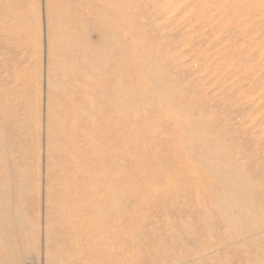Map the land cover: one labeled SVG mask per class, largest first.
<instances>
[{"label":"rangeland","instance_id":"rangeland-1","mask_svg":"<svg viewBox=\"0 0 264 264\" xmlns=\"http://www.w3.org/2000/svg\"><path fill=\"white\" fill-rule=\"evenodd\" d=\"M0 4V27L11 24L0 32V78L11 84L0 96V181L12 164L25 169L28 244L14 264H76L99 251L120 253V264H264V0ZM101 4L109 24L120 20V112L109 99L105 124L98 105L77 103L93 91L75 77L81 63L93 69L81 47L84 30L93 42L96 32L83 27ZM217 167L238 186L224 188Z\"/></svg>","mask_w":264,"mask_h":264},{"label":"bare ground","instance_id":"bare-ground-1","mask_svg":"<svg viewBox=\"0 0 264 264\" xmlns=\"http://www.w3.org/2000/svg\"><path fill=\"white\" fill-rule=\"evenodd\" d=\"M102 2V1H101ZM103 3V2H102ZM1 5V4H0ZM109 8V7H108ZM108 8H105L102 4L99 7L98 5H95V7H92L90 11H87V15H88V19L90 20L91 23H94L96 20L97 24L95 26H87V27H83V29L85 28H89L92 29L93 31L96 32V39L93 41H91L88 37V33L85 32L84 30V39H85V44L84 46H80L79 45V52H80V47L82 48V54H84V58L86 60V62L90 65H92L93 69L89 74H85L84 72L87 70L88 66L86 64H83L79 61V58H77L76 63L79 64L81 63V67H83L82 69H80L78 71V73L75 75L76 78H78L81 81V84H84L85 86H87V88L84 90L85 95L91 93L92 94L87 98V99H80L77 103L79 105H83L86 106L88 108H93L95 107L94 105H98V107L96 109H93L92 113L94 115H96L103 124H105V121L107 120L106 117H110V115L108 116L107 111H105V107L106 104L108 103L109 99L110 101H112L115 106V108L113 110H115L117 113L120 112V80H115V75H117V77L120 75L119 71V58H120V20H115V22L111 24L108 23L109 20L107 15H105V9L109 10ZM1 9V8H0ZM115 9V8H114ZM111 11V10H109ZM15 13V12H14ZM112 13V12H110ZM117 13V12H116ZM8 14V13H7ZM9 15V14H8ZM13 15V14H12ZM15 15V14H14ZM116 15V14H115ZM17 16V15H15ZM118 16H116L115 18H117ZM3 18H9V16H4ZM24 18V17H23ZM111 18V16H110ZM12 19V18H11ZM6 20V19H5ZM112 20V19H110ZM114 20V17H113ZM3 21V20H2ZM8 22V19L6 20ZM10 21V20H9ZM4 22V21H3ZM6 22V23H7ZM14 23V22H13ZM22 23V22H21ZM89 23V22H88ZM5 24V22L3 23ZM9 25H11L9 23ZM9 25L7 24L8 27H0V32L4 35V39L5 36H8L10 34V28ZM16 25V24H15ZM16 27V26H15ZM13 28V27H12ZM100 29H102V31H100ZM12 30V29H11ZM22 33V32H21ZM66 34H68L66 32ZM65 35L61 36L62 40L65 41ZM73 34V33H72ZM94 34V33H93ZM69 35V34H68ZM86 35V36H85ZM2 36V35H1ZM75 36V35H74ZM67 38H69V41L71 44H76L78 43L77 39H75L72 36H68ZM6 42V40H4ZM2 42V43H5ZM112 42H115V45H111ZM6 45V44H5ZM51 52V51H50ZM68 57V54H67ZM75 57V56H74ZM6 65V63H5ZM111 66V65H115L113 68V72L110 73L111 75H113V80L112 83L109 84L107 82L106 77H108L109 73L106 72L107 70L105 69L107 66ZM6 68V67H5ZM112 68V67H111ZM10 69V68H9ZM3 72V71H2ZM9 72V71H8ZM5 73V72H4ZM4 73H2V76L4 75ZM10 75V72L8 73ZM104 77H101L102 75H104ZM8 75V76H9ZM7 76V78H8ZM11 76V75H10ZM9 76V77H10ZM119 79V78H118ZM5 80V79H4ZM7 82L4 83L3 78H0V96H4L5 94H7L9 92V88H11V84H10V79H6ZM3 81V82H2ZM109 81V80H108ZM160 82V80H159ZM156 84V83H155ZM159 84V83H158ZM163 84V83H162ZM161 85V84H160ZM163 87L158 88L159 92L164 94V90H165V86L162 85ZM100 87H102L104 90L103 91H97ZM155 87V86H154ZM156 88V87H155ZM164 88V89H163ZM167 88V87H166ZM164 91V92H163ZM157 93V91H156ZM161 96V95H160ZM162 97V96H161ZM70 101V100H69ZM161 103V101H160ZM110 104V103H109ZM112 104V103H111ZM102 106V107H101ZM110 112V111H109ZM112 113V112H111ZM115 114V113H114ZM111 114V115H114ZM118 116V115H117ZM78 117H82V115H78ZM84 117V116H83ZM120 117V116H119ZM115 117H113L114 119ZM112 120V119H111ZM117 120V119H116ZM91 124H93L94 118H90ZM115 121V120H114ZM120 121V119H119ZM21 123V122H19ZM111 123V121H110ZM4 124V121L2 119H0V125ZM83 124V123H82ZM96 124V123H94ZM99 124V123H97ZM108 124V123H107ZM119 124V123H118ZM113 125V124H112ZM103 127V126H102ZM110 127V126H109ZM107 128V127H106ZM106 130V129H105ZM115 130V129H114ZM109 133V132H108ZM101 134V133H100ZM116 134V133H115ZM107 135V134H106ZM101 137V136H100ZM99 137V138H100ZM105 140V139H104ZM103 140V142H104ZM116 141V140H115ZM118 141V140H117ZM105 143V142H104ZM106 144V143H105ZM177 144V143H176ZM24 145V144H22ZM22 145H18L22 146ZM119 146V145H118ZM1 149V146H0ZM191 151V150H190ZM1 153V151H0ZM23 151H21V153H19L18 155L20 156L21 159H23ZM170 154V153H169ZM105 157V156H104ZM110 158V157H109ZM112 159V158H111ZM107 160V159H106ZM113 161V160H112ZM106 162V161H105ZM115 162V161H114ZM200 163V162H199ZM201 164L205 165V163L202 161ZM37 166V165H36ZM23 167V166H22ZM22 167L21 164H12L11 168L9 169V176L11 177L10 179H6V178H2V180L0 181V257H2V261H0V264H4V259H6L7 261L10 262V264H14V258L15 255H18V252H23L24 247L27 246L28 244V237H27V226H26V222H25V214L23 213V211L21 210V202L19 201V197L21 198V191L22 190V186H19V183L21 184L22 178H23V174H22ZM119 168V167H118ZM117 168V169H118ZM232 168V167H231ZM217 169V170H216ZM213 172H215V175L218 177V179L224 183L227 184L224 188H226L228 186V184L231 182L236 183V181L234 179H232L231 177H228L222 173L219 172L218 167L216 168ZM233 171V170H232ZM8 176V177H9ZM26 177V176H24ZM158 177V176H157ZM107 179V178H106ZM151 179V178H150ZM195 179V178H194ZM10 180V182H9ZM26 180V179H25ZM196 180V179H195ZM166 181V180H165ZM107 182V181H106ZM105 182V183H106ZM241 182V181H240ZM107 184V183H106ZM23 185V184H22ZM222 185V184H220ZM237 185V183H236ZM238 186V185H237ZM224 188H222V191H225ZM162 189V188H161ZM229 189V188H228ZM23 191V190H22ZM166 191V190H165ZM233 191V190H232ZM231 191V192H232ZM239 193V191H237ZM215 193V191L213 192V194ZM230 193V192H229ZM236 193V194H238ZM241 193V192H240ZM239 193V194H240ZM37 194V193H36ZM234 195V194H233ZM231 196V194H230ZM234 197V196H233ZM241 197H243L241 195ZM246 197V196H245ZM249 198V197H248ZM12 199V201H11ZM216 199L217 201L214 202L215 208H217L218 210V217L220 218H227L226 214L224 213V208L221 210L219 208V205H223L222 202L226 201V195L220 192H217L216 195ZM240 199V198H239ZM243 199V198H241ZM15 200V203H13V201ZM234 200V199H233ZM247 200V198H246ZM240 201V200H239ZM203 202L205 203V201L203 200ZM213 202V201H212ZM248 202V200H247ZM105 203V202H104ZM227 203V202H226ZM241 203V202H240ZM243 203V202H242ZM250 203V202H249ZM248 203V204H249ZM98 204V203H97ZM201 204V202H200ZM225 204V203H224ZM244 204H246L244 202ZM203 205V204H201ZM212 205V206H214ZM24 206V205H23ZM227 206V205H226ZM224 206V207H226ZM199 207V206H198ZM203 207V206H202ZM205 207V206H204ZM204 212L201 214L202 218L209 224V219L208 217H205L206 213H205V208ZM111 208V207H110ZM117 208V207H116ZM115 208V209H116ZM227 209V208H226ZM96 210V209H94ZM109 210V208H108ZM207 212V211H206ZM38 213V212H37ZM111 213V212H110ZM209 213V212H208ZM207 213V214H208ZM36 214V213H35ZM25 215V216H24ZM34 215V214H33ZM39 215V214H38ZM239 215V214H238ZM234 216V215H233ZM236 216V215H235ZM240 216V215H239ZM36 217L37 214H36ZM237 217V216H236ZM235 217H232V220H234ZM38 219V218H37ZM95 219V218H94ZM224 219V220H225ZM237 219V218H236ZM255 219V218H253ZM231 220V221H232ZM250 220V219H249ZM252 220V219H251ZM31 221V220H30ZM29 221V222H30ZM33 221V219H32ZM200 221V219H199ZM235 221V220H234ZM238 221V220H237ZM95 222V221H94ZM211 222V221H210ZM225 222V221H224ZM230 222V220L227 221V223ZM28 223V222H27ZM226 223V222H225ZM226 223V225H227ZM232 224V222H230ZM237 224V222H235ZM234 223V224H235ZM253 223V222H252ZM258 223V222H257ZM31 224V223H30ZM54 224V223H53ZM198 225V223H196ZM33 225V224H32ZM211 225V224H210ZM229 225V224H228ZM250 226V225H249ZM51 226L49 225V228ZM230 227V225H229ZM232 227V226H231ZM235 227V226H234ZM242 227V226H241ZM38 228V227H37ZM48 228V229H49ZM52 228V227H51ZM210 228V227H209ZM245 228V227H243ZM35 229V227H34ZM33 229V230H34ZM190 229V228H189ZM188 229V230H189ZM208 229V228H207ZM32 230V231H33ZM31 231V232H32ZM104 231V230H103ZM115 231V230H114ZM195 231V230H194ZM210 231V230H209ZM98 232V231H97ZM30 233V232H29ZM236 233V232H235ZM31 234V233H30ZM44 234V233H43ZM100 234V233H99ZM104 234V233H103ZM41 235V234H40ZM93 235V234H92ZM92 235H90L92 237ZM96 235V234H95ZM30 236V235H29ZM193 236V235H192ZM35 237V235H34ZM118 237V236H116ZM46 238V237H45ZM120 238V236H119ZM233 238V237H232ZM222 239V238H221ZM236 239V238H235ZM36 240V239H35ZM45 240V239H44ZM49 240V239H48ZM90 241V240H89ZM32 242H34L32 240ZM93 242V240H92ZM227 242V241H226ZM117 244V243H116ZM91 246V244H89ZM217 246V245H216ZM215 246V247H216ZM96 247V246H95ZM118 248V246H117ZM93 249V248H92ZM91 249V250H92ZM96 249V248H95ZM113 249V248H112ZM205 249V248H204ZM95 251V250H94ZM116 252L118 250H115ZM120 251V250H119ZM92 252V251H90ZM100 252V251H99ZM92 253L91 254H83V259L80 262H77L76 264H120V253H112L110 252L109 254H103V253ZM108 252V251H107ZM203 252V251H202ZM205 252V251H204ZM201 253V252H200ZM85 257V258H84ZM190 262V261H189ZM74 263V262H73Z\"/></svg>","mask_w":264,"mask_h":264}]
</instances>
